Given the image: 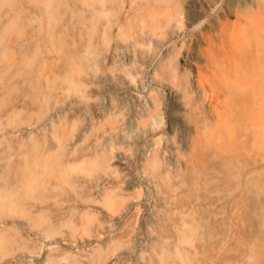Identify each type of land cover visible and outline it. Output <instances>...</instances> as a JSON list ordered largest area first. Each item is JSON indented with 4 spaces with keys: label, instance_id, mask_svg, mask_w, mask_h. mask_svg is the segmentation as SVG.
<instances>
[{
    "label": "rangeland",
    "instance_id": "1",
    "mask_svg": "<svg viewBox=\"0 0 264 264\" xmlns=\"http://www.w3.org/2000/svg\"><path fill=\"white\" fill-rule=\"evenodd\" d=\"M122 6L0 0V195L8 184L14 191L0 216V264H264V136L239 141L232 166L213 153L193 173L177 161L162 115L158 166L143 174L135 159L144 140L136 148L133 125L112 139L105 131L111 102L125 113L143 107L120 104L113 82L94 84L90 73L115 77L125 68L137 85L154 87L140 67L157 51L152 39L120 59L105 57L113 37L131 40L146 24L131 18L116 27ZM192 34L183 25L179 38ZM199 111L188 120L199 121ZM122 139L132 145L129 165L112 161L111 144Z\"/></svg>",
    "mask_w": 264,
    "mask_h": 264
},
{
    "label": "bare ground",
    "instance_id": "2",
    "mask_svg": "<svg viewBox=\"0 0 264 264\" xmlns=\"http://www.w3.org/2000/svg\"><path fill=\"white\" fill-rule=\"evenodd\" d=\"M122 4L113 20L116 27L131 18L142 19L146 24L131 40L113 37L105 57L120 59L141 46L144 39H152L157 51L145 58L140 67L149 71L154 87L137 85L136 76L125 68L119 69L115 77L107 69L90 73L94 84L113 82L117 97L122 99L120 104L138 103L143 107L125 113L121 105L111 102L105 119L109 138L121 135L124 124L133 125L139 132L136 148L144 140L135 164L143 174L153 173L163 149L154 138L155 121L164 115L166 133L178 162L196 173L199 162L214 153L230 167L239 141L264 136V0H122ZM183 25L193 31L188 39L179 38ZM176 58L181 60L179 70ZM157 88L169 95L168 103L162 100ZM195 108L202 117L189 121ZM118 109L120 115L115 114ZM111 145L117 149L111 158L113 162L131 164L127 155L130 141L114 140ZM237 156L246 165L239 150ZM229 167L224 172L229 174ZM203 172L199 171L200 175ZM238 181L241 182L239 176ZM10 186L6 185V191L0 195V216L4 207L14 203Z\"/></svg>",
    "mask_w": 264,
    "mask_h": 264
}]
</instances>
